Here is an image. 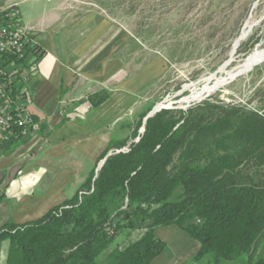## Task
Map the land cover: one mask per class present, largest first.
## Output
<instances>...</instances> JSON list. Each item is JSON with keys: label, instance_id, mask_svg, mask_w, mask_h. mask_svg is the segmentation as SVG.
<instances>
[{"label": "trees", "instance_id": "16d2710c", "mask_svg": "<svg viewBox=\"0 0 264 264\" xmlns=\"http://www.w3.org/2000/svg\"><path fill=\"white\" fill-rule=\"evenodd\" d=\"M41 56L37 50L23 71ZM23 99L31 103L28 90ZM152 108L120 124L128 137L111 136L96 176L98 163L69 200L0 229L6 264H151L166 248L155 231L168 226L199 244L185 264H264V115L208 103L162 109L127 153H114L138 137ZM20 133L12 130L9 140Z\"/></svg>", "mask_w": 264, "mask_h": 264}, {"label": "crops", "instance_id": "0c3cea01", "mask_svg": "<svg viewBox=\"0 0 264 264\" xmlns=\"http://www.w3.org/2000/svg\"><path fill=\"white\" fill-rule=\"evenodd\" d=\"M16 2L21 22L42 54L25 84L32 95L27 110L41 131L27 130L0 142V185L7 183L0 229L36 221L69 200L111 136L121 133L120 124L142 111L130 117L136 94L160 74L159 67L151 71L154 60L128 75L118 29L105 30L106 23L94 14L66 10L62 0ZM145 71L156 75L138 84ZM155 236L166 248L151 264H185L199 249L175 226L159 228ZM8 246V241L0 242V264H6Z\"/></svg>", "mask_w": 264, "mask_h": 264}, {"label": "rangeland", "instance_id": "374dc122", "mask_svg": "<svg viewBox=\"0 0 264 264\" xmlns=\"http://www.w3.org/2000/svg\"><path fill=\"white\" fill-rule=\"evenodd\" d=\"M62 1L66 10L94 14L106 23L104 29H118L128 75L156 61L151 71L159 67L160 74L136 94L130 117L152 105L186 111L204 103L264 115V62L213 89L216 80L224 77L219 73L222 67L230 70L257 48H264V0ZM155 75L145 71L138 84ZM205 86L211 89L194 100ZM121 134L129 135L127 131Z\"/></svg>", "mask_w": 264, "mask_h": 264}, {"label": "built area", "instance_id": "2783aa9c", "mask_svg": "<svg viewBox=\"0 0 264 264\" xmlns=\"http://www.w3.org/2000/svg\"><path fill=\"white\" fill-rule=\"evenodd\" d=\"M37 49L34 48L28 30L23 26L16 0H0V142L9 141L11 131H37L23 99L27 74L36 65L23 71V66L32 64ZM143 131L140 132L142 135ZM131 143H136L139 136ZM130 142L114 153H127ZM111 153V152H110Z\"/></svg>", "mask_w": 264, "mask_h": 264}, {"label": "bare ground", "instance_id": "6f19581e", "mask_svg": "<svg viewBox=\"0 0 264 264\" xmlns=\"http://www.w3.org/2000/svg\"><path fill=\"white\" fill-rule=\"evenodd\" d=\"M264 62V48H257L254 52H252L248 57H246L243 62L239 63L238 65H236L234 68L230 69V70H226L225 67H222L219 70L220 75L222 74V78H219L218 80H216V82L214 83L213 89L214 88H218V87H222L223 85H225L226 83H228L229 81L243 75L245 72H247L248 70L260 65L261 63ZM211 88L205 86L201 92L197 93L193 99H198L204 92L210 90ZM158 107H166V106H161L160 104L158 105Z\"/></svg>", "mask_w": 264, "mask_h": 264}, {"label": "water", "instance_id": "95a60500", "mask_svg": "<svg viewBox=\"0 0 264 264\" xmlns=\"http://www.w3.org/2000/svg\"><path fill=\"white\" fill-rule=\"evenodd\" d=\"M159 105V104H158ZM158 105L154 106L152 108V110L146 115V117L143 119L142 121V128H141V131L144 132V125H145V122L148 118L152 117L155 113L159 112L160 110L162 109H166L167 107H158ZM111 155V153H108L107 156ZM104 161H100L98 164H97V167L95 169V176H96V173L97 171L100 169V167L102 166ZM119 222V219L115 218L113 219L112 221V227L115 228V226L117 225V223Z\"/></svg>", "mask_w": 264, "mask_h": 264}]
</instances>
